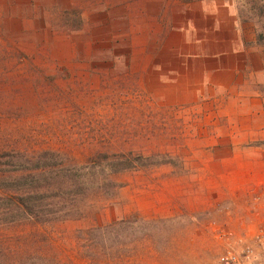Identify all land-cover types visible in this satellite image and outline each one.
Wrapping results in <instances>:
<instances>
[{"label": "rangeland", "instance_id": "1", "mask_svg": "<svg viewBox=\"0 0 264 264\" xmlns=\"http://www.w3.org/2000/svg\"><path fill=\"white\" fill-rule=\"evenodd\" d=\"M230 1L264 52V0ZM40 18L47 25H34ZM27 19L19 26L0 10V154L9 153L0 157V180L39 168L23 155L42 151L58 155L52 166L79 167L96 153L143 159L117 173L97 168L101 187L79 196L64 218L0 217V264H218L215 227L232 201L261 194L228 175L233 146L245 141L230 137L227 108L166 106L130 68L129 54H66L60 43L51 51L50 34L77 29L79 12Z\"/></svg>", "mask_w": 264, "mask_h": 264}, {"label": "crops", "instance_id": "2", "mask_svg": "<svg viewBox=\"0 0 264 264\" xmlns=\"http://www.w3.org/2000/svg\"><path fill=\"white\" fill-rule=\"evenodd\" d=\"M0 10L19 26L30 12H79L77 29L50 34L51 51L60 43L66 54H129L130 68L166 106L227 108L230 137L245 141L241 150L233 146L228 175L242 178L233 185L255 188L261 199L250 190L241 203L232 201L219 225L254 229L255 214L264 211V145L252 144L264 142V52L230 0H0ZM237 156L242 165L234 163Z\"/></svg>", "mask_w": 264, "mask_h": 264}, {"label": "trees", "instance_id": "3", "mask_svg": "<svg viewBox=\"0 0 264 264\" xmlns=\"http://www.w3.org/2000/svg\"><path fill=\"white\" fill-rule=\"evenodd\" d=\"M3 155H9V153L0 154V157ZM23 156L24 161L28 163L36 161L40 167L35 170L26 168L18 174L17 172L5 174L0 180V200L5 202V206L0 209V217L5 221H14L19 216L40 223L64 218L79 196L84 195L89 188L101 187L99 182L101 180L97 179L99 176L97 168L109 166L111 172L117 173L134 167L143 159L140 154L96 153L90 156L85 164L71 167L63 162L52 166L50 161L58 155L50 151ZM29 177L32 178L31 181ZM2 180L8 183L4 187H2ZM42 180L46 183H42ZM106 182L109 180L104 178L102 184ZM115 224L117 222L89 229L87 233L101 231Z\"/></svg>", "mask_w": 264, "mask_h": 264}, {"label": "built area", "instance_id": "4", "mask_svg": "<svg viewBox=\"0 0 264 264\" xmlns=\"http://www.w3.org/2000/svg\"><path fill=\"white\" fill-rule=\"evenodd\" d=\"M260 201V195L255 196ZM254 229L236 232L222 225L214 229L221 251L218 264H264V211L255 214Z\"/></svg>", "mask_w": 264, "mask_h": 264}]
</instances>
